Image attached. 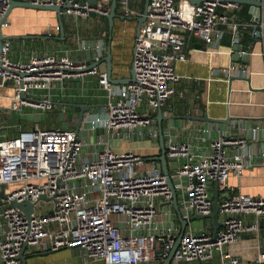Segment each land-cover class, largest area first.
Here are the masks:
<instances>
[{"label":"built area","instance_id":"2783aa9c","mask_svg":"<svg viewBox=\"0 0 264 264\" xmlns=\"http://www.w3.org/2000/svg\"><path fill=\"white\" fill-rule=\"evenodd\" d=\"M20 1L60 6L61 14L72 21L71 34L77 38L84 35L82 21L92 16L105 18L111 6V0H96L94 5L87 0L83 4L81 0ZM131 1L118 0L119 12L125 17L141 15ZM234 5L228 0L199 4L149 0L146 19L133 39L135 79L113 84L102 62L106 30L95 35L91 53L81 40L80 48L44 53L24 49L27 55L17 59L12 57L13 39L6 33L9 3L0 0V89L11 91L10 95L0 94L8 104H0V193L5 194L0 196V264H22L19 254L24 245L28 253L70 249L80 260L99 264H162L178 239L171 264L214 260L219 264H264V251L246 262L227 248L245 231L259 230L264 197L239 192L221 200L223 225L215 237L206 219H193L195 213L212 212L214 184L225 190L230 176L245 172L252 157L246 137L222 129L200 152L191 142L173 136L165 139L167 158L178 163L170 178L182 218L187 221L183 232L167 177L160 168L148 167L145 155L132 146L137 139L159 137L155 113L176 93L181 81L175 63L187 60L186 35L217 48L224 36L221 26L237 28L230 23L229 10ZM254 35L260 33L255 30ZM79 49L88 54L73 56ZM224 72L227 76L246 75L247 69L231 66ZM86 76L97 82L105 104L98 112H86L80 127L85 136L80 131L76 134L75 126L69 127L65 107L61 127L28 129L20 121H3L6 114L11 116L25 106L52 111L56 106L51 101L53 90L61 86L65 92L60 95L66 99L67 83ZM260 128H251L253 139ZM87 134L96 135L95 140ZM41 195L47 199H40ZM13 200L33 203L31 216L13 206ZM245 214H252L254 220L246 221ZM114 215L124 218L114 220Z\"/></svg>","mask_w":264,"mask_h":264},{"label":"crops","instance_id":"0c3cea01","mask_svg":"<svg viewBox=\"0 0 264 264\" xmlns=\"http://www.w3.org/2000/svg\"><path fill=\"white\" fill-rule=\"evenodd\" d=\"M179 1V0H176ZM264 2V0H261ZM132 6L142 14L144 9L145 0H132ZM140 3H143V9H141ZM245 7L249 8V14L251 16L250 21L244 22L238 20L237 15L231 14L235 11L242 10ZM12 9L7 19L12 16L18 18L20 10ZM257 13L252 11L250 6H237L229 10L230 23L237 26L236 30L230 27V25H224L222 28L224 31L223 39L217 48L207 47L205 42L193 35L187 34V43L185 50L187 53V60L178 61L175 63V71L181 76V81L176 85V93L172 95L162 106L164 115L174 117L173 120L164 121V133L165 139L168 136H173L178 141H188L192 143V146L196 151H205L210 141L216 138L219 130H229L233 136H244L248 141V150L251 152V160L241 176H230L228 179V186L225 190L218 189L219 202L228 196L236 193H244L253 197H264V5L257 10ZM253 12V13H252ZM56 20L57 16L53 13ZM240 18V17H239ZM93 22V19H91ZM70 22V32L72 31V21ZM58 22V21H57ZM245 26L246 24H248ZM135 20L121 21L116 19L115 28L113 32L112 41V54H113V75L116 78L128 77L130 75L133 39L136 36ZM26 25L19 23L16 27L24 28ZM81 29L84 32V28H92L95 26L90 24V21H82ZM10 29V28H9ZM6 30V33L12 37L29 36L33 33L27 30ZM232 32V39H226L225 33ZM257 30L260 35L255 36L254 31ZM73 32V31H72ZM71 32V33H72ZM71 33H66L67 42L62 43L57 38H50L48 36H38L32 39L29 43L25 38L13 39V51L12 57L17 59H23L27 55L24 49L27 51L36 50L44 53L60 49L62 47L80 48L81 40L83 44L89 49V53L93 51L96 43L95 33H84L81 38L74 37ZM54 39V40H53ZM53 44V45H52ZM240 44L242 46V52L239 55L248 54L247 58L241 59L239 62H233L234 45ZM88 52L75 51L73 56L82 57L87 55ZM233 65L244 67L247 69L246 75H238L231 84V90L228 89V81L231 76H227L224 69ZM102 66V65H101ZM104 66V64H103ZM246 78V79H245ZM248 78V80H247ZM81 85H78L75 81L72 82L74 89L71 93L70 99L62 102L59 100L56 102L55 109H59L60 117H63L62 108L67 110V117L76 120V113L78 110L70 108L67 103L77 100L79 103H88L96 105L92 112H98L102 110L104 106V100L99 96V87L94 78L86 76L84 80H80ZM89 81L91 83L86 84ZM71 85V84H70ZM71 85V86H72ZM89 87L93 92L86 91ZM78 89H85V93L81 95ZM58 90V89H57ZM78 92L79 94H76ZM88 93L90 96L88 98ZM0 94L10 95L11 91L7 89H0ZM56 94H59L56 91ZM64 97L59 95V98ZM85 97V98H83ZM7 100L0 98V104L8 105ZM66 105V106H64ZM57 111V112H58ZM158 111V110H157ZM157 111L155 115H157ZM59 112L57 115H59ZM211 118L231 119L229 123H211L204 120L192 119L190 117L204 116ZM10 116V114H9ZM53 116V115H52ZM54 118H52L53 120ZM50 118H46L45 122L48 123ZM10 121H15L10 119ZM171 122V128L167 123ZM257 125H261L257 139H253L251 128ZM54 126V125H52ZM69 126H76V121L72 122ZM158 128V124H157ZM210 129V132L208 131ZM210 133V134H209ZM86 132L81 128L80 135L85 136ZM88 135V134H87ZM95 136L88 135L91 140H95ZM134 141L132 146L148 159L150 157H156L160 155L159 137L154 140L152 138ZM148 167L154 166V161L147 160ZM170 162H172L170 160ZM214 184L212 193L213 198L215 194ZM246 221L251 222L254 220L252 214L242 215ZM221 222L223 220V214L220 212ZM205 222L212 223L210 219H206ZM228 250L234 255L240 257L241 260L246 262L253 261L259 252L264 251V216L261 218L258 231H245L238 242L229 245ZM59 252V251H58ZM30 254V255H28ZM45 255L44 253H36L32 251L25 252L27 261H31L33 264L35 261L30 260L28 257H37L36 255ZM32 257V258H33ZM51 261H47L50 264H68L61 260L59 255L52 256ZM66 258V257H65ZM76 258V257H75ZM76 262H79L75 259ZM75 262V261H74ZM30 264V263H29ZM79 264V263H77ZM81 264H99L98 262H86ZM199 264V263H192ZM205 264H219L217 261L206 262Z\"/></svg>","mask_w":264,"mask_h":264},{"label":"water","instance_id":"95a60500","mask_svg":"<svg viewBox=\"0 0 264 264\" xmlns=\"http://www.w3.org/2000/svg\"><path fill=\"white\" fill-rule=\"evenodd\" d=\"M188 1H190L193 4H199L203 0H188ZM228 1L232 4L237 5V6L248 5V6H250V8H252V11L254 13H257L258 12L257 10H259L264 5V2L261 0L260 1L228 0ZM87 2L94 5L96 3V0H87ZM8 3H9V8H8L7 13H6V18L8 17V15L12 11V9H14L16 7L33 8V9H39V10H48V11L55 13L57 16L58 28H59V33H60L59 40L63 41L65 39L64 21L67 19V16L61 14V7L60 6L33 4V3L28 2V1H20V0H8ZM80 3L83 4L84 1L81 0ZM148 3H149V0H145L144 9H143V12L141 15L136 16V17H125L118 10V0H111L110 13L105 16L107 18V21H108L109 36H108V41H107L106 54H105L102 62L105 63L107 79L109 82H111L113 84H127V83L134 81V79H135V72L133 69H131L130 75L128 77L116 78L113 75L112 41H113V32H114V28H115V21H116V19H119L121 21H126V20L137 21L136 35H138L140 33L142 23L146 19ZM32 37L33 36H31V35L23 36V37L12 36V37H10V39H20V38L28 39V38H32ZM233 48L235 51L233 54V62H235V61L239 62L241 59L247 58V56H248L247 53L246 54L244 53V55H239V52H242V46L240 44H235ZM94 65L92 64L91 67ZM233 66L239 67V65L238 66L233 65ZM235 79H237V77L235 75H231V77L229 78V81H228V89L229 90H231V84ZM247 80H248V78H247ZM77 93L78 92H76V94ZM70 102L71 103H67V106H69L70 108H73L75 110H78V112L76 113L75 133L79 134L80 127H81V124L83 122V119H84L86 112L91 111L92 109L96 108L95 107L96 105H92V104H88V103H79V102H77V100H73ZM64 106H66V105H64ZM190 118L197 119V120H204V121H208L211 123H219V124L229 123L231 120V119H229V120L227 119V121H225L224 119L211 118V117H208L207 115L202 117V118H199V117H190ZM155 119H156L157 124H158L159 145H160L161 152H160V155H158L156 157H150L148 159L146 158V160L154 161V166L156 168H160L161 171L164 173V175L167 177V183L173 192L172 204H173L174 210L176 212L177 218L181 224V228H182V232H183L185 230L186 225H187V221L182 218V213H181L179 205H178V195H177V192H176L175 187L173 185V182L170 178V172L173 169L177 168L178 163H177V161L170 162V160L167 158V155H166L167 149H166V145H165V133H164V121L168 122L170 120H173L174 117L164 115V111H163L162 107H159L158 111H157V115L155 116ZM170 123L171 122H169V124L167 123L169 128H171ZM217 194H218V186L216 185L215 186V194H214V198H213V208H212L211 213H209L207 215L195 213L193 215V219H210L211 220L212 227H213V237L216 236L217 230L223 225V223L219 220L220 219L221 205H220ZM0 196L5 197V194L3 192H1ZM39 198L40 199H47V196L41 195ZM11 204L13 206L21 209L27 217H30L31 213L34 211V204L29 202V201L17 202L16 200H13V201H11ZM178 244H179V239L177 240V242H176L174 248L172 249L170 255L166 258V260L162 264H171L172 259H173V255L175 253V250H176ZM25 250H26V245H24V247L22 248V250L19 254V259H20L22 264H27V258L25 256Z\"/></svg>","mask_w":264,"mask_h":264},{"label":"rangeland","instance_id":"374dc122","mask_svg":"<svg viewBox=\"0 0 264 264\" xmlns=\"http://www.w3.org/2000/svg\"><path fill=\"white\" fill-rule=\"evenodd\" d=\"M15 9V8H14ZM17 9L20 10V14L18 18H13L12 16H10L8 18V28L10 31L11 30H15V29H22V30H27L28 32H31L33 34H31V36L34 37H38V36H48L50 38H57L59 36V28H58V22L53 14V12L48 11V10H39V9H33V8H24V7H18ZM93 19V22L92 20ZM88 21H90L91 25H96V24H100L98 23L99 20H97L96 17H91ZM22 23L25 24L26 26L24 28H18L16 27L17 24ZM70 23V22H69ZM70 32V30H69ZM34 37L32 38H28V42L31 43L32 39H34ZM53 39V40H54ZM27 41V39H26ZM53 45V44H52ZM78 85H81V81L76 80L75 82ZM91 83L89 81L86 82V84ZM72 85V81H69L67 83V87H69V89H66L67 93L69 94L68 97L65 99V101L70 99V94H72V90L74 89V85ZM61 86H59V88H56L53 90V96L51 101L52 102H57L59 100V102H62L65 98H59V95L61 94V92H65V89H61ZM58 89V90H57ZM88 90V92H93L94 90H91L89 87L86 88V91ZM56 91L59 92V94H56ZM85 89H78V92L83 95L85 92ZM90 96V94L88 93L87 97L88 98ZM85 98V97H83ZM56 107V106H55ZM55 107L53 108L52 111H43L41 109H32L28 106L23 107L22 111L18 112H12L11 116H9L8 114L5 115V119L3 121H6V123L9 124L10 119H14L17 121L22 122L21 124L24 125L25 128L31 129V128H38L39 126H48V125H54V126H58L61 127L62 126V121H61V117H60V112L55 109ZM59 112V115H57V113ZM62 111V110H61ZM53 115V116H52ZM46 118H50L49 122L46 123L45 120ZM52 118H54L52 120ZM65 121L68 122V124L72 122H75L76 120L73 119L71 121V119H69L67 116L65 117ZM15 122V123H16ZM70 128H72L73 126H69ZM118 218H124V216H119V215H114L112 216V219L116 220ZM59 255L60 258H64L61 261L64 263H68V264H81L84 263L83 260H80L78 257H76L73 252L70 249H63L59 252H52V253H47L45 255H36L37 257H28L30 260H34L35 262L33 264H50L47 263V261H51L52 260V256H57ZM33 257V258H32ZM66 257V258H65ZM76 257V258H75ZM77 259L79 262H76ZM75 261V262H74ZM31 264V261H27V264Z\"/></svg>","mask_w":264,"mask_h":264},{"label":"trees","instance_id":"16d2710c","mask_svg":"<svg viewBox=\"0 0 264 264\" xmlns=\"http://www.w3.org/2000/svg\"><path fill=\"white\" fill-rule=\"evenodd\" d=\"M140 6H141V9H143V3L141 4L140 3ZM230 14V13H229ZM231 14H235L237 15V19L238 20H242L244 22H249L250 21V14H249V8L248 7H245L244 9L242 10H238L235 11V13H231ZM92 17H96V16H92ZM240 17V18H239ZM98 21V23L100 24H96L93 28H84V33H88V32H91V33H95V35L97 34H100L102 31L106 30V38L105 40L108 41V36H109V31H108V21H107V18H100V17H96ZM221 28H225L226 29V26H221ZM71 29L70 27V23L68 21H64V30H65V39L62 41V43H65L67 42L68 38H67V35L66 33H71L69 32V30ZM73 29V27H72ZM232 32L230 33V31L228 30V32L225 33V36H226V39H229V41L232 39ZM59 37H60V33H59V36L57 37V40H59Z\"/></svg>","mask_w":264,"mask_h":264}]
</instances>
